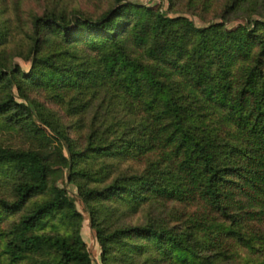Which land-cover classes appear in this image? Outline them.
<instances>
[{"label":"trees","instance_id":"1","mask_svg":"<svg viewBox=\"0 0 264 264\" xmlns=\"http://www.w3.org/2000/svg\"><path fill=\"white\" fill-rule=\"evenodd\" d=\"M169 1L219 19L198 27L134 0L97 17L54 5L29 16L21 47L0 23V131L32 144H0V264H94L65 170L104 264L243 251L264 264V13L259 0ZM236 15L248 23L227 26ZM144 206L147 223L113 224Z\"/></svg>","mask_w":264,"mask_h":264},{"label":"rangeland","instance_id":"2","mask_svg":"<svg viewBox=\"0 0 264 264\" xmlns=\"http://www.w3.org/2000/svg\"><path fill=\"white\" fill-rule=\"evenodd\" d=\"M137 2V4L140 5H147V6H162V8L170 15H178V14H184L187 17H189L191 20L194 21L195 25L198 27H204L207 26L210 23H213L214 21H217L219 18L217 16H213L210 22L207 20H203L198 15H195L191 12H179L176 13L175 11H170L169 9V0H134ZM112 0H0V23L4 24V21L8 20V26L11 27L14 36L16 37L17 43L19 47L24 46L25 44V37H26V31L28 30V18L31 14L34 13H41L42 10L47 6L51 7L54 5H57L60 8H67L68 10L77 9L85 14L97 17L100 14H102L104 11L108 10L112 6ZM259 10L264 13V0H259ZM56 6V7H57ZM180 8V6H179ZM181 9V8H180ZM255 19H264L263 16H259L257 14L254 15ZM19 19L24 22L23 24H20ZM248 18L246 16L236 15L234 17H231L230 20L226 22L227 26L229 27H235L239 24H247ZM13 39V38H12ZM13 41V40H12ZM15 43V42H14ZM13 43V45H14ZM16 45V44H15ZM15 64L20 65L24 70L29 69V63L26 62L21 57H16ZM16 96H19V93L17 91ZM35 98H37L41 103L46 104L49 108H56L58 109V105H55L54 103H49L46 99V96L44 94H35ZM23 100V99H19ZM49 131V129H48ZM27 138V136H20V135H13L8 132L0 131V144H6V145H13L17 147H26L29 145H32ZM58 183L62 186H65L70 194L75 198L77 208L83 213L84 215V221L82 226V235L85 239L89 252L93 258L94 264H104V261L102 260V247L97 239L96 231L93 228L92 224V215L91 212L87 206V204L82 200V198L79 195V191L77 186L74 183H70L67 175V170H65L64 176L59 178ZM162 209V208H161ZM154 209L156 215H160V213L163 211V209ZM152 211L151 206L143 207L135 212H124L123 215L119 218H113L112 222L113 224L122 225L125 223H147L150 220V212ZM119 220V221H118ZM119 222V223H117ZM246 252H241V259L240 260H224L220 262V264H256L255 260L257 258L255 257H247ZM135 258L137 259L134 263L130 262H123V263H115V264H174V263H155L151 259L146 260V256H137L135 255ZM262 257L260 256V259Z\"/></svg>","mask_w":264,"mask_h":264}]
</instances>
